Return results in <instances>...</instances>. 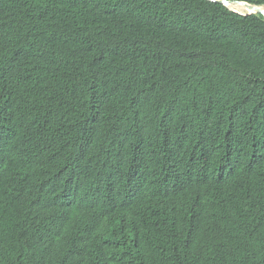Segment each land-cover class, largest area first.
I'll return each mask as SVG.
<instances>
[{
  "label": "trees",
  "instance_id": "obj_1",
  "mask_svg": "<svg viewBox=\"0 0 264 264\" xmlns=\"http://www.w3.org/2000/svg\"><path fill=\"white\" fill-rule=\"evenodd\" d=\"M0 264H264V16L0 0Z\"/></svg>",
  "mask_w": 264,
  "mask_h": 264
},
{
  "label": "water",
  "instance_id": "obj_2",
  "mask_svg": "<svg viewBox=\"0 0 264 264\" xmlns=\"http://www.w3.org/2000/svg\"><path fill=\"white\" fill-rule=\"evenodd\" d=\"M211 2H218L220 4H223V5H243L245 7H247L248 9H250L251 11H255V12H252V13H259V14H262L264 16V12L261 10L262 8H259V7H256V6H253V5H250L248 3H245V2H240V1H227V0H209ZM251 14V13H250Z\"/></svg>",
  "mask_w": 264,
  "mask_h": 264
},
{
  "label": "clouds",
  "instance_id": "obj_3",
  "mask_svg": "<svg viewBox=\"0 0 264 264\" xmlns=\"http://www.w3.org/2000/svg\"><path fill=\"white\" fill-rule=\"evenodd\" d=\"M209 1V0H208ZM227 1H238V0H227ZM211 2V1H210ZM240 2H245V1H240ZM213 3H218V2H213ZM245 3H248V2H245ZM220 4V3H219ZM248 4H250V5H253V6H256V7H259V8H264V5H254V4H251V3H248ZM223 5V4H222ZM225 7H227L229 10H231V11H233L234 13H237V14H240V15H244V16H246V15H252V14H259V13H252V12H255V11H251L250 9V12H248V13H240V12H238V11H236V10H234V9H232L229 5L228 6H226V5H224ZM234 6H237V5H234ZM247 8V7H246ZM248 9V8H247ZM251 13V14H250ZM260 15H262V14H260Z\"/></svg>",
  "mask_w": 264,
  "mask_h": 264
},
{
  "label": "bare ground",
  "instance_id": "obj_4",
  "mask_svg": "<svg viewBox=\"0 0 264 264\" xmlns=\"http://www.w3.org/2000/svg\"><path fill=\"white\" fill-rule=\"evenodd\" d=\"M232 9L240 12V13H248L250 12L249 9H247L245 6L243 5H239V6H234V5H229ZM264 12V8L261 9Z\"/></svg>",
  "mask_w": 264,
  "mask_h": 264
}]
</instances>
